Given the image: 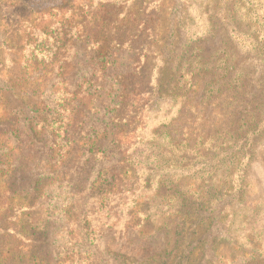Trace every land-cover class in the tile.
Masks as SVG:
<instances>
[{"label": "rangeland", "instance_id": "374dc122", "mask_svg": "<svg viewBox=\"0 0 264 264\" xmlns=\"http://www.w3.org/2000/svg\"><path fill=\"white\" fill-rule=\"evenodd\" d=\"M138 22H156L154 35L149 36ZM169 36L172 47L168 51L174 53L165 63L175 60L185 43L202 61L213 60L216 49L224 46L234 54L232 66L245 81L248 93L260 96L264 91V0H0V73L4 81L12 82L9 86L16 91L21 86L22 92H29L30 85H19L18 75H30L33 68L45 73L51 61H56L52 68L56 74L63 72V79L85 70L89 80L105 87L121 81L124 71L135 66L143 69L146 78L156 80L161 66L156 53L162 52ZM114 40L125 42L122 52L107 55L106 63L97 60L94 51L102 46V51L110 52ZM128 47L132 51L126 50ZM52 56L58 58L49 60ZM166 67L164 75L175 65ZM206 76L194 78L195 87L183 101L157 103L146 88L142 101L130 103L125 110L108 106L98 90L91 94L85 86L79 91L78 106L76 98L68 102L64 85L57 81L52 84L49 80L46 88L42 85L35 90L40 99L37 95L15 98L0 82L3 124L16 123L14 136L0 131L2 147L11 153L15 173L11 177L16 183L17 174L27 185L44 177L45 232H36L34 238L51 259L49 264L56 259L58 264H85L86 259L112 264L118 263L117 253L140 258L163 247V231L158 230L165 225L173 233L178 220L167 211V203L156 199L155 182L159 176L173 175L171 164L176 165L177 173H188L191 165L187 163L195 161L194 152L201 150L199 139L230 128L233 105L228 98L202 101ZM126 119H132L136 130L130 128L133 133L124 141L121 154L112 143L117 127L127 126L123 123ZM166 135L173 139L171 149L162 144ZM257 142L258 153H264V136ZM178 143L181 145L176 147ZM70 144L73 149L69 152ZM157 148L166 162L158 164L159 174L152 177L149 170L155 165L151 163L159 153ZM53 152L67 157L63 177L54 181V171L45 167ZM182 156L186 160H181ZM126 160L130 162L120 164ZM118 167L124 172L121 180L127 176L123 184L112 180L111 173ZM240 174L246 178L242 201L246 212L234 216V225L223 241H228L224 252L235 245L237 249L232 251L240 253L236 261L220 264H252L246 263L249 230L261 240L264 253V162L253 161L241 167ZM190 175L197 174L191 170ZM21 218L27 225L32 216ZM11 226L0 222V244L11 242L18 247L23 242ZM84 234L93 243H89L88 252L79 254L73 243H80Z\"/></svg>", "mask_w": 264, "mask_h": 264}, {"label": "trees", "instance_id": "16d2710c", "mask_svg": "<svg viewBox=\"0 0 264 264\" xmlns=\"http://www.w3.org/2000/svg\"><path fill=\"white\" fill-rule=\"evenodd\" d=\"M138 23L139 27L143 25L149 36L154 35L153 28L156 22ZM173 33L172 31L170 36ZM170 36L169 40L165 42L162 52H155L156 60L161 61L160 73L156 80L152 77L146 78L143 69L140 66H135L133 69L124 71L121 81L105 87L89 80L85 70L70 73L66 79H63V72L56 74L52 68L56 61H51L49 68L44 69L45 73L38 72L33 68L31 73L28 72L30 75H18L19 85H30L29 92H22L24 90H21V86L18 91L9 86V83L12 82L4 81L2 72L0 73V82L6 84L4 90L9 91L15 98L20 99L23 95L34 98V95H37V99H40L35 90L38 87L41 89L42 85L43 89L46 88L50 80L52 84L57 81L64 85V93L68 99L70 98L69 103L76 98L75 102L81 106V101L77 97L81 88L85 86L91 94L98 90L99 97L103 102L118 110H125L130 103L135 104L137 101H142V95L146 88L150 89L157 103L180 99L183 101L189 90L195 87L194 78L204 74L207 76L204 78L206 81L201 89L202 101L208 102L226 97L227 101L233 105L232 114L228 120L230 128L199 139L198 146L202 152L201 150L195 151L198 158L195 161L188 160L190 162L187 164L191 165L188 173L185 174L182 171L177 173L176 165L171 164L170 170H173V175L170 177L159 176L158 181L155 182L156 199L159 202L167 203V211L170 212L169 214L177 216L178 220L173 233L165 225L158 230L163 231L165 238L163 247L155 252H146V255L140 258L126 253H117L118 263L114 261L112 264H220L223 261H236V255H239L240 252L232 251L237 249L235 245H233V249H228L229 254L224 252L225 243L228 241H223L228 236V229L234 225V216L239 211L246 212L242 207L246 178L241 177L240 169L249 166L253 161L262 160L264 162V153H258L257 150V141H261L264 136V91L260 93V96L248 93L245 81L241 79L240 73L234 71L232 66L234 54L232 53V55L231 50L224 46L216 49L213 60L202 61L199 54L193 52L194 48L187 50L188 45L185 43L180 46L176 59L165 63V59L172 52L174 53V50L168 51V48L171 50L172 47ZM124 47L125 42L114 40V47L109 50L110 52L102 51V46H99L94 54L97 60L102 59L103 63H106L107 55L118 54ZM126 50L132 51L129 47ZM197 50L200 51L199 48ZM56 58L58 56H52L49 57V60H56ZM170 64L175 65L174 69H169L168 73L164 75L168 69L166 66ZM103 70L104 67L101 66L99 73L101 71L102 75ZM34 73H39V75L35 77ZM32 79H35L36 82ZM2 91H0V97ZM118 110L114 112H118ZM1 112L3 116L0 114V131L3 135L5 132L9 136H14L13 131H15L16 123L10 122L5 126L3 124L5 112L2 109ZM131 120H124L123 123L127 126L116 129L117 134L112 146L121 154L125 150L124 141L133 133L130 130L133 128ZM133 130L135 131L136 127ZM0 137H3L1 133ZM95 140L93 139V141ZM162 140L165 148H173V139L169 135H166ZM153 141L156 140L153 139ZM2 145L3 143L0 142V222L16 227L13 228V234L18 233L23 244H18V247L11 242L9 245L0 244V264H49L51 259L47 258V254L43 253L40 247L35 244L34 238L36 232L45 230V225L42 223L45 206L43 199L45 190L43 189L44 183H42L44 177L40 180H37L36 177V180H32L27 185L26 181L16 174L18 181L15 183L11 177L15 174L10 162L11 153H7ZM179 145L181 144H176V147ZM207 145L209 148H206ZM158 148L160 149V145ZM158 148L156 150L159 152ZM72 149L73 145L70 144L69 152ZM13 150L16 151L17 148ZM210 150L212 152L208 154ZM79 152H76L77 155ZM66 158L64 154L58 156L54 155V152L51 158H46L45 167L54 171L51 174L55 177L51 179L52 181L56 180V177H63L61 175L65 169ZM153 159L151 164L155 165L149 171L151 176L155 177L159 174L156 169L158 164H164L166 160L164 154L160 152ZM184 159L185 157L182 156L181 160ZM129 162L130 160L121 161L120 164L125 165ZM191 170L197 174L195 177L190 175ZM111 175L114 184H123L127 179L125 176V179L121 180L124 172L119 167ZM21 216L26 218L32 216V218L26 225L23 224ZM243 218L247 220L246 213L243 214ZM147 219L150 217L147 216ZM3 236L8 237L5 233ZM246 236L250 245L247 251L249 260L246 263L264 264V253L260 251L261 240L258 239L254 230L246 232ZM21 237L23 238L21 239ZM89 243H93L92 239L88 234H84L82 241L73 243V246L76 252L85 254L90 249ZM58 263L59 261L56 259L54 264ZM83 263L106 264L104 260L95 262L88 259Z\"/></svg>", "mask_w": 264, "mask_h": 264}]
</instances>
